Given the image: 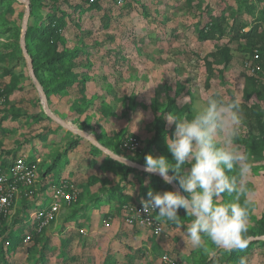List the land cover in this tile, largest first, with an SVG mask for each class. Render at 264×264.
I'll return each instance as SVG.
<instances>
[{
    "label": "rangeland",
    "instance_id": "obj_1",
    "mask_svg": "<svg viewBox=\"0 0 264 264\" xmlns=\"http://www.w3.org/2000/svg\"><path fill=\"white\" fill-rule=\"evenodd\" d=\"M29 1L36 8L30 11L24 34L25 3L0 0V164L27 153L36 162L39 184L47 181L43 166L54 164L51 189L57 178L66 176L81 194L30 242L24 241L31 228L28 214L40 192L33 201L20 198L3 223L7 228L0 236V264H160L165 252L178 264H211L218 257L219 264H227L229 255L210 243L207 251L193 247L178 225L164 223V231L156 236L126 223L123 204L146 199L149 189H174L139 170L121 181L125 168L118 161L49 117L21 41L26 48L28 43L34 47V67L39 64L38 77L49 82L47 96L54 114L143 165L147 154L170 158L166 137L174 127L168 126L164 114L191 118L193 106L209 96L225 103L259 104L261 121L254 116L249 123L239 112L235 144L248 155L252 168L245 181L253 201L247 235H264V149L255 153L248 146L264 137V98L258 96L264 91V50L262 66L254 73L245 36L254 29L264 46V0H102L93 6L88 0ZM51 18L63 25V31L52 36L54 42L41 32L29 41V27L47 25ZM215 20L220 30L202 38L203 25ZM56 52L76 56L48 64ZM245 90L251 93L249 100ZM160 128L162 137L151 143ZM129 136L141 141L139 151L122 147ZM231 199L224 194L221 202ZM179 215L180 224L191 222L182 209ZM246 248V264H264V240Z\"/></svg>",
    "mask_w": 264,
    "mask_h": 264
},
{
    "label": "clouds",
    "instance_id": "obj_2",
    "mask_svg": "<svg viewBox=\"0 0 264 264\" xmlns=\"http://www.w3.org/2000/svg\"><path fill=\"white\" fill-rule=\"evenodd\" d=\"M163 118L174 127L166 137L170 158L147 154L143 171L177 187L163 192L149 189L147 198L141 199V211L146 216L155 212L162 223L178 225L195 248L207 251L210 243L228 252L244 249L251 239L247 233L253 201L245 181L252 168L248 155L235 144L238 103L209 96L193 106L191 118L174 112ZM217 137H223V142L218 143ZM224 194L232 199L221 202ZM181 209L191 218L186 225L180 224ZM239 264H246V259L241 257Z\"/></svg>",
    "mask_w": 264,
    "mask_h": 264
},
{
    "label": "built area",
    "instance_id": "obj_3",
    "mask_svg": "<svg viewBox=\"0 0 264 264\" xmlns=\"http://www.w3.org/2000/svg\"><path fill=\"white\" fill-rule=\"evenodd\" d=\"M102 0H88L89 3H98ZM116 3H123L124 0H112ZM264 9V8H263ZM258 51L254 58H258ZM253 63V60L251 59ZM252 72L260 69V63L251 64ZM3 98L0 96V102ZM125 150L137 152L142 147L141 141L136 136H129L122 142ZM40 174L37 165L28 160L26 154L18 155L13 161H9L6 167L0 169V215H10L16 207L20 198L33 201L40 192L39 197L33 203V210L29 218L31 228L24 235V241L30 242L33 235L41 234L60 215L65 205H71L79 200L80 191L76 183L70 179H63L52 189L42 191L39 184ZM51 189V191H50ZM124 219L131 226H139L150 229L153 235H160L164 231V223L157 213L152 212L146 216L142 211L141 201L124 206ZM27 222V220H25ZM159 229V230H158ZM85 233L83 228L80 229ZM160 264H178L175 257L170 253L162 254Z\"/></svg>",
    "mask_w": 264,
    "mask_h": 264
},
{
    "label": "trees",
    "instance_id": "obj_4",
    "mask_svg": "<svg viewBox=\"0 0 264 264\" xmlns=\"http://www.w3.org/2000/svg\"><path fill=\"white\" fill-rule=\"evenodd\" d=\"M89 4L92 6L97 5V3H89ZM30 6H31V13L33 14L35 12V8H36L35 2L32 1ZM261 11H262L261 12L262 17L264 18V9H262ZM218 20H219V18H218ZM219 24H220L219 21L215 20L214 22L209 21L208 23L203 25L202 31L200 32L201 37L204 39L211 38L214 35L215 28L220 30V28L218 26ZM62 31H63L62 23H60V21L57 18H51L50 20L47 21V25H44V23H42V25H40V26L31 25L29 27V30H28V39H29V41L32 42L35 39V37L37 36V33L41 32L43 36L47 35L48 40H51V42H54V39L52 36L53 35H55V36L59 35ZM43 36H42V38H43ZM245 36H247L249 39V42L247 45L248 46L247 47L248 52H246V54H247L246 56H248L249 59L253 60L252 65H254L256 63H260V67H261L262 66L261 65L262 59H263L262 51L264 50V46L262 45V43L260 41L261 40L259 38L260 35H258V33H256L253 29L252 32L246 33ZM257 43H261V46H258ZM27 48H28L27 50H28L29 54L31 55L32 59L34 61H36V55L34 53V47L30 46L28 43ZM256 50L258 51V56H259L257 59L254 58ZM73 56H76V55H74L71 52H56L52 57H50L48 59L47 63L55 65L57 63L66 61V59H72ZM40 67L41 66L39 64L36 65V67H35L36 74H37V70H39ZM257 72H259V69L256 71V73ZM39 80L41 81L46 94H49V89H48L49 82L46 79H40L39 78ZM252 84H253V88H255V86L257 85V83L254 80H252ZM262 90H264V88ZM245 91H246L245 92V100H249L251 97V93L248 92V90H245ZM258 96H259V99L264 98V91L259 92ZM231 102H233V101H230L227 103H231ZM238 105H239V112H242L244 114L246 120L249 121V123L253 122L254 116H256L257 121H261L260 117L262 116V114L260 112V105L259 104L253 103L251 105H248L247 103L243 102V103H238ZM160 131H161V128H160V130L157 129L156 134L153 137L151 143H154V142H157L160 140V138L162 137V134ZM248 146H249V148H252L253 150H255V153H258V152L260 153V151L264 149V137H262V139H259L256 143H253L252 145H248ZM118 163L120 165H122V167L125 168V173L122 176L121 181L123 179L127 178V175L129 172H136L137 171V169L134 167L128 166L124 163H120V162H118ZM53 168H54V164H50V165L45 166V171L42 172L43 176L48 174ZM142 173H143L144 177H149V178L155 180L160 186H170V184H165L163 182V180L157 175H150V174H147L143 171H142ZM121 181H120V183H121ZM47 185H48V182L43 181V183L41 184V188L46 189ZM122 186H123L122 184H118L117 188L121 189ZM182 212L184 213L183 209H182ZM4 221H5V217L3 215H0V236L3 235V233L5 232V230L7 228L3 224ZM23 224L25 225L24 222H23ZM14 236H17V235H14ZM226 252L229 254L227 264H237L239 262L240 258L245 256V254L247 252V248L245 247L244 249H236V250H233L231 252H228V251H226ZM1 253L3 254V250H1ZM4 260H5V257H4ZM219 263H221V259L219 257L214 259L211 262V264H219Z\"/></svg>",
    "mask_w": 264,
    "mask_h": 264
},
{
    "label": "water",
    "instance_id": "obj_5",
    "mask_svg": "<svg viewBox=\"0 0 264 264\" xmlns=\"http://www.w3.org/2000/svg\"><path fill=\"white\" fill-rule=\"evenodd\" d=\"M25 5H26V13H25V17H24V22H23V30H24V34L26 32V28H27V22H28V18L30 15V11H31V6H30V1L29 0H22ZM21 45L23 46L24 49V53L28 59L29 62V71H30V76L34 82V84L36 85V87L38 88L41 97H42V104L44 107L45 112L47 113V115L49 117H51L52 119H54L56 122H58L59 124H61L62 126L66 127L67 129L79 134L80 136L89 139L90 141H92L96 146H98L100 149H102L103 151H105L108 155H110L112 158L117 159L121 162L126 163L128 166L134 167L136 169H139L141 171H143V164L131 161L127 158L121 157L115 153H113L110 149H108L107 147L103 146L94 136H92L91 134H89L88 132L77 128L76 126H74L73 124H71L70 122H67L65 120H63L62 118H60L59 116H57L56 114H54V112L51 110L50 106H49V100H48V96L44 90V87L41 83V81L39 80L36 71H35V67H34V63H33V59L31 57V55L29 54L27 48L25 47V44L23 41H21ZM158 176V175H157ZM171 185V184H170ZM175 190L177 186L171 185ZM257 240H264V235L262 236H251V239L248 241L247 245L252 242V241H257Z\"/></svg>",
    "mask_w": 264,
    "mask_h": 264
},
{
    "label": "crops",
    "instance_id": "obj_6",
    "mask_svg": "<svg viewBox=\"0 0 264 264\" xmlns=\"http://www.w3.org/2000/svg\"><path fill=\"white\" fill-rule=\"evenodd\" d=\"M61 125V124H60ZM82 137V136H81ZM82 138H84V137H82ZM86 139V138H85ZM87 140H89V139H87ZM90 141V140H89ZM90 142H92V141H90ZM93 143V142H92ZM94 144V143H93ZM102 144V143H101ZM103 145V144H102ZM104 146V145H103ZM98 147V146H97ZM99 148V147H98ZM102 150V149H101ZM111 150V149H110ZM103 151V150H102ZM112 151V150H111ZM105 152V151H104ZM113 153H115L114 151H112ZM106 153V152H105ZM23 154H26L27 156H28V160L30 161V162H32V163H36V162H33L32 160H31V158H30V156L27 154V153H23ZM107 154V153H106ZM116 154V153H115ZM108 155V154H107ZM118 155V154H117ZM110 156V155H109ZM111 157V156H110ZM121 157H123V156H121ZM112 158V157H111ZM124 158H126V157H124ZM112 159H114V158H112ZM128 159V158H127ZM114 160H116V161H118V162H120V163H124V162H121V161H119V160H117V159H114ZM130 160V159H129ZM132 161V160H131ZM8 162L9 161H7L6 163H3V165H1L0 164V167L1 168H3V167H6L7 166V164H8ZM124 164H126V163H124ZM47 165H50V164H48L47 163ZM127 165V164H126ZM46 166V165H45ZM45 166H43L44 168H45ZM137 170H139V169H137ZM44 171H45V169H44ZM139 171H141V170H139ZM144 172V171H143ZM50 173V172H49ZM46 174V175H44L45 177H46V179H47V181L46 182H48V185H47V188L46 189H42V191H45V192H47V189L50 187V183L53 181L52 180V178H53V172H51V174ZM44 177V178H45ZM49 178H51V179H49ZM161 178V177H160ZM58 179V181H57V183H59L60 181H62L63 179H70L69 177H66V176H61L60 178H57ZM71 180V179H70ZM75 182V181H74ZM42 183H40V185H41ZM77 185V187L79 188V186H78V184H76ZM171 186V185H170ZM172 187V186H171ZM173 188V187H172ZM174 189V188H173ZM175 190V189H174ZM79 191H80V194H81V190H80V188H79ZM141 199L142 198H140L139 200H135L134 202H129V203H126V204H124L122 207L125 209V207L124 206H126V205H128V204H133V203H137V202H140L141 201ZM66 207H68V205H65L63 208H62V210H61V212H63V209L64 208H66ZM124 209H121L122 211H123V213L121 214V216H124ZM61 212H60V214H61ZM58 219V218H57ZM57 221V220H56ZM173 256V255H172ZM174 257V256H173Z\"/></svg>",
    "mask_w": 264,
    "mask_h": 264
}]
</instances>
